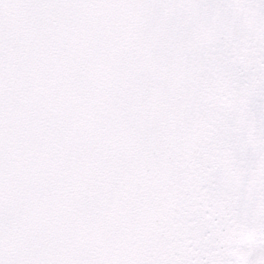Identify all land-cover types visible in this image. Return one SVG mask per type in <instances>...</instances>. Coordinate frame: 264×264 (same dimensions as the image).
<instances>
[{
	"label": "snow or ice",
	"instance_id": "1",
	"mask_svg": "<svg viewBox=\"0 0 264 264\" xmlns=\"http://www.w3.org/2000/svg\"><path fill=\"white\" fill-rule=\"evenodd\" d=\"M0 264H264V0H0Z\"/></svg>",
	"mask_w": 264,
	"mask_h": 264
}]
</instances>
